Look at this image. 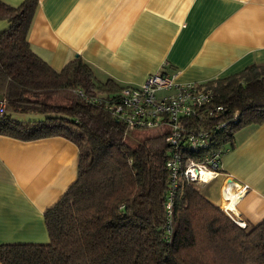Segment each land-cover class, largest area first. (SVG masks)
Returning a JSON list of instances; mask_svg holds the SVG:
<instances>
[{
	"label": "trees",
	"instance_id": "1",
	"mask_svg": "<svg viewBox=\"0 0 264 264\" xmlns=\"http://www.w3.org/2000/svg\"><path fill=\"white\" fill-rule=\"evenodd\" d=\"M36 7L37 0H0L9 23L0 33V135L69 139L78 147L77 175L43 213L48 239L0 243V263L264 264V220L239 225L197 184L179 182L168 215L166 129L133 137L135 129L89 99L123 86L97 79L79 56L55 69L37 55L27 39ZM201 85L224 109L195 123L222 155L237 129L264 123V63Z\"/></svg>",
	"mask_w": 264,
	"mask_h": 264
},
{
	"label": "crops",
	"instance_id": "2",
	"mask_svg": "<svg viewBox=\"0 0 264 264\" xmlns=\"http://www.w3.org/2000/svg\"><path fill=\"white\" fill-rule=\"evenodd\" d=\"M13 6L23 0H2ZM9 23L0 19V33ZM53 68L81 57L100 81L138 86L149 73L205 83L264 63V0H37L28 33ZM221 173L197 184L213 203L232 200L240 222L264 220V123L234 133ZM78 147L62 136L0 135V243L44 242L43 213L76 179ZM1 264V263H0Z\"/></svg>",
	"mask_w": 264,
	"mask_h": 264
},
{
	"label": "built area",
	"instance_id": "3",
	"mask_svg": "<svg viewBox=\"0 0 264 264\" xmlns=\"http://www.w3.org/2000/svg\"><path fill=\"white\" fill-rule=\"evenodd\" d=\"M176 74L161 71L149 73L138 86H123L116 94L100 97L92 96L93 102H101L111 115L126 123V131L136 128L165 126L169 144V154L165 161L170 177V191L166 203L168 215L171 213L172 200L179 182L190 181L194 184L208 182L221 173L219 149L210 147V137L201 128L202 115H214L223 110L216 104L210 89L197 82H178ZM164 93L160 96L157 91ZM5 101L0 99V113L4 112ZM194 118V119H193ZM192 122V123H188ZM224 125V123H223ZM199 127V128H198ZM203 172L208 175L204 178ZM247 184L238 185L234 195L225 189V204L222 209L239 225L233 214V206H228L235 196H241Z\"/></svg>",
	"mask_w": 264,
	"mask_h": 264
},
{
	"label": "rangeland",
	"instance_id": "4",
	"mask_svg": "<svg viewBox=\"0 0 264 264\" xmlns=\"http://www.w3.org/2000/svg\"><path fill=\"white\" fill-rule=\"evenodd\" d=\"M163 93L164 92L162 90L157 91L158 96L162 95ZM164 128H165V126L136 128L130 134L133 137H143V136H149V135H156V134L161 133ZM197 186H198V188L200 187L199 185H197Z\"/></svg>",
	"mask_w": 264,
	"mask_h": 264
},
{
	"label": "bare ground",
	"instance_id": "5",
	"mask_svg": "<svg viewBox=\"0 0 264 264\" xmlns=\"http://www.w3.org/2000/svg\"><path fill=\"white\" fill-rule=\"evenodd\" d=\"M208 174L206 172H203V176L204 178L207 176Z\"/></svg>",
	"mask_w": 264,
	"mask_h": 264
},
{
	"label": "water",
	"instance_id": "6",
	"mask_svg": "<svg viewBox=\"0 0 264 264\" xmlns=\"http://www.w3.org/2000/svg\"><path fill=\"white\" fill-rule=\"evenodd\" d=\"M239 220V218H237ZM240 221V220H239Z\"/></svg>",
	"mask_w": 264,
	"mask_h": 264
}]
</instances>
